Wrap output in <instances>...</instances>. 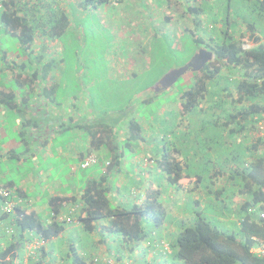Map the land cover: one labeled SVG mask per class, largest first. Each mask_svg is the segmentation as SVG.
Instances as JSON below:
<instances>
[{
  "label": "trees",
  "instance_id": "1",
  "mask_svg": "<svg viewBox=\"0 0 264 264\" xmlns=\"http://www.w3.org/2000/svg\"><path fill=\"white\" fill-rule=\"evenodd\" d=\"M181 1L186 5L188 19L194 23V30L185 29L180 37L186 41L185 51L190 46L195 51L209 49L214 58L200 72L190 74L187 85L174 100L175 112L168 111L179 120L176 129H171L167 122L164 126L159 124L163 130L161 138L151 142L148 151L156 155L158 183L153 191L143 193L142 203L128 204L127 208L117 209L110 203L113 180L109 182L108 173L119 165L126 150L136 154L139 141L145 140L142 126L133 116L126 124L120 122L119 116H111L112 123L105 120L108 124L98 117L89 122L87 137L91 146L104 150L102 155L113 157L103 159L102 164L109 163L103 175L81 183L77 196L50 198L49 213L43 218L27 207L30 205L25 204L26 195L20 190L9 188L7 196L0 194V264H24L25 246L35 240L42 244L29 253L26 264H53V251L46 244L59 238L70 225L66 219H60L66 205L70 209H64L70 212L68 219L79 224L81 233L90 238L105 232L114 235L122 250L114 256L121 259L123 249L133 253L146 240L147 226L150 232L162 228L167 214L161 210L159 200L169 191H181L185 181L193 182L184 201L189 206V215L178 224L168 244L170 252H163L161 264H264V257L251 251L258 240H264V226L258 218V209L264 205V126L261 131L259 128L264 121V0H226L220 2L217 14L210 11L213 0H202L198 5L191 4V0ZM115 2L85 0L83 3L92 11L98 5L111 6L118 3ZM11 6H14L12 1L2 3L0 39L8 35L26 44L33 39L34 32L27 26V19ZM62 33L51 35L59 37ZM206 36L208 43L204 40ZM156 37L153 33L149 42ZM248 40L256 45L244 49L243 44ZM49 67L43 63L40 73L47 72ZM144 70H148L146 65ZM14 79L16 88L32 87L33 78L25 82L18 75ZM158 79L142 85L145 95H140L141 103L148 104L157 96L159 92L153 93L152 85ZM150 93L153 96L146 98ZM13 98V94L3 96L2 103L8 107ZM116 127L126 136L121 141L115 140ZM206 157L212 164H208ZM190 161L194 163L189 167ZM89 166L83 167L86 168L83 171ZM219 179H223L222 186L213 189L212 183ZM196 188H201L202 205L192 200ZM8 202L12 207L4 210ZM100 241L104 240L100 238ZM70 247V254L66 255L70 264H94L91 256L79 255Z\"/></svg>",
  "mask_w": 264,
  "mask_h": 264
},
{
  "label": "rangeland",
  "instance_id": "2",
  "mask_svg": "<svg viewBox=\"0 0 264 264\" xmlns=\"http://www.w3.org/2000/svg\"><path fill=\"white\" fill-rule=\"evenodd\" d=\"M128 1L123 0L122 4L116 7L109 6L110 10L106 11V16L101 15V13H105V8L101 7V5L97 6L99 9L97 12L89 11L86 16L78 15V19L75 21L77 22L76 25L79 23L82 24L83 33H81V36L83 37V42L77 43L81 46H78L73 41L64 45L61 49H56V51H60L61 59L64 61L61 71L62 80L58 86L59 94L56 97L57 100H60L64 94L66 95V93L70 92L79 93L80 95L83 94L81 101L87 106V110L83 111L84 116L88 115L89 117L90 113H92L93 118L98 119L97 116H99L107 124L108 121L105 120L111 119L113 116L121 117L120 122H124L125 124L133 116L142 126V138L147 141V144H145V141L140 140L138 143L140 149H134L136 153L134 155H142V168L147 167L150 172L148 170H145L146 173L144 171L141 172L140 167L137 166L135 168L133 164H130L131 154L126 150L124 158L126 164L124 168L122 167L123 171L118 179L133 176L135 181L143 180V182L148 181L147 183L152 179V185L150 184L148 186L147 191H140V187L135 186L133 187V191L126 192L127 186L130 183L129 181L128 184L125 183L122 185L123 190L119 191L121 195L116 191L111 192V204L115 200L119 203H124L127 199L126 195L131 200L139 203L143 200V193H151L154 185L158 183L155 181L157 172V168L155 167L156 155L151 156L149 154V146L151 142L155 143L161 138L160 131L162 129H160V125L162 126L163 124L164 126L167 122V125H172L171 129H176L175 124L179 120L176 115H173V113L169 114L168 111L175 112L174 107L177 104L176 102L174 103V100L181 91V88L187 85V79L191 73L184 75L170 88L158 90L157 92L159 93L153 89V84L152 90L153 93H157V96L148 104L140 102V95L143 93L141 91L142 85L149 83L150 79L160 78L169 70L182 67L198 50L195 51L190 46V48L186 47L185 51L186 41L184 38H180L186 32L185 29H189V31L194 30V23L191 21V18L190 20L188 19V14L185 12L186 5H183L181 0L178 2L176 0H148V5H151L153 8L156 5L158 9L154 10L153 14L147 16L145 20H143L144 17L143 19L140 17L142 26H136L138 22L131 21L133 17L127 15L131 14L133 10L120 9ZM200 1L202 2V0H191V4L198 5ZM215 2L214 0L211 2L210 11L213 14L218 13L217 9L220 8V2L223 4L226 3V0H215ZM241 10L238 12L243 14L244 12ZM218 20H221L220 16ZM143 30V34H138L139 31ZM153 33H156L157 37L149 42ZM204 40L207 43L210 41L207 36ZM209 44L212 45V42ZM255 45L254 42L248 40L243 44V48L249 49ZM142 50L145 51L142 52ZM208 51L211 50L208 49ZM144 65L148 69L144 70L147 71L146 73L143 71ZM115 76L116 78H114ZM132 94H136L137 97L132 96ZM150 95L153 96L150 93L146 98L150 97ZM89 121H92V118ZM263 126L264 121L259 126L260 131ZM116 130L118 133L115 139L116 141H121L126 137L123 135L124 132L120 131L118 127H116ZM70 137H72L71 132H62L54 140L57 144L56 149L60 151L57 154H53L52 157H48V161L39 159L40 170L45 171V166L52 167V170H49L48 182L52 179H61L69 174V166L67 164H70V160L67 162L64 158L54 155H65L67 153V144L69 143ZM80 139L85 140V136L80 137L78 140ZM67 154L69 155L70 153L68 152ZM94 155L91 154L89 158L95 161ZM206 158H208V164H212L210 158ZM193 163L192 161L188 162L189 167ZM9 164L11 167L10 176L12 177L24 176L31 167L29 160L24 161L20 166L16 164L15 160H10ZM107 164L109 163H105V166H108ZM194 166L197 165L195 164ZM76 174V177L68 179L66 182L68 186H73L74 189L80 188L81 179L86 174V171L77 170ZM114 181L111 183L112 187ZM222 181L223 179L215 180V183H212V188H220ZM180 188L181 191L178 192L167 191L168 193H165L164 197L159 200L161 210L167 214V218L164 220L165 223L160 232L162 239L155 240L154 236L156 235L151 234L152 232H150L147 226L146 240L139 243L133 253H129L126 249H123L120 264H161L163 262L164 255L156 253L153 250L157 248V251H167L169 249L168 244L171 241L170 234L176 232L178 224L185 222L189 215L187 212L189 206L184 201L186 200V192L189 193L190 189L193 188V182L188 183L185 181ZM191 196L193 201H199V204L202 205L203 196L201 188H196ZM137 197H139V200L136 199ZM112 205L115 206V204ZM229 215L231 214L227 215L230 218ZM149 225L153 229V222H150ZM68 227L69 225H67L65 231L59 238L51 240L46 244V248L53 251L51 254L53 264H70V258H66V255L70 254V246L75 248L77 254L83 256L92 255L106 258L111 255L114 256L117 251L122 252L117 238L114 235L105 232L99 235V237L95 234L90 238L88 235L77 230L67 229ZM163 235L169 238L166 239ZM100 238L104 241L101 242ZM88 240L91 241L88 242ZM27 246L28 251L25 249L24 258L29 257L33 243Z\"/></svg>",
  "mask_w": 264,
  "mask_h": 264
},
{
  "label": "crops",
  "instance_id": "3",
  "mask_svg": "<svg viewBox=\"0 0 264 264\" xmlns=\"http://www.w3.org/2000/svg\"><path fill=\"white\" fill-rule=\"evenodd\" d=\"M9 1L14 4L11 8L16 9L19 16L27 19V26L32 29L34 34L33 39L25 42L26 44L8 35H3L0 39V190L9 188L20 190L26 195L25 204L27 205L28 202L30 205L27 207L35 214L45 218L49 213L47 203L50 198L56 196L66 198L77 196L80 188L74 189L73 186H68L66 182L68 179L77 176V170L83 171L86 169L82 167L83 160L87 159L91 154H95L96 162L89 166L90 169L87 167L89 170H85L86 174L80 182L82 184L94 177L103 175L105 169V165L102 164L103 159H107V157L111 159L113 157V155H109L110 157L102 155L104 152L102 148H96L90 144V139L87 137L89 120L92 118V121H94L95 117L93 118L92 113H90L89 117L88 115H83V111L87 110V106L81 101L83 94L76 93L74 97V94L70 92L66 93V95L64 94L60 100L56 99L59 94L58 86L62 80L61 71L64 64L60 51L58 52L56 49H61L64 45L73 41L78 46H81L79 43L83 42V37L81 36V33H83L82 24L76 25L77 22L75 20L78 19V15L86 16L90 8L87 3H83L85 0ZM147 1L129 0L120 9L133 10L131 14L127 15L133 17L131 21L138 22L136 26H142L140 17L142 19L144 17L143 20H145L147 16L153 14L154 10L158 9L156 5L155 8L148 5ZM122 2L123 0H117L115 2L117 4H113L111 7L121 5ZM109 6L101 5V7L105 8V13H101L102 16L107 15L106 11L110 10ZM98 10L96 8L92 12H97ZM122 15L124 14L122 13ZM60 31L63 33L59 37L51 35V33ZM143 33L144 30L139 31L138 34ZM43 63L44 65L49 64L50 67L47 72L40 73V67ZM18 75L25 82L33 78L32 87H26V85L21 88L14 87V77ZM11 94L14 95L13 102L7 107L2 103L4 102L3 96ZM142 95H145V93L143 92ZM110 122L112 123V120ZM62 132L72 133V137H70L67 144V153L69 152L70 154L54 156L64 158L67 162L70 160V164H67L69 166V174L61 179H52L48 182L49 170L51 171L52 167L45 166V171L40 170L39 159L48 161V157H52L53 154H57L60 151L56 149L57 144L54 140ZM83 136H85V140H78ZM124 158L122 157L119 165H115L111 168V172L108 173L109 182L115 180L111 192L116 191L120 194L119 191L123 190L122 185L128 184L129 181V187L127 186L126 192L133 191L135 186H139L140 191H147L152 179H150L149 183H147L148 181L143 182V180L135 181L133 176L129 174L127 175L130 178L124 179L122 177V179H118L119 175L122 174V167L124 168L126 164ZM141 158L142 155H131L129 163L133 164L135 168L137 166L140 167L141 172L144 171L146 173L148 168H142ZM10 160H15L18 166L29 160L31 167L24 176L12 177L10 176ZM148 171L150 172V170ZM126 198L124 203H119L115 200L112 204H115L117 209H123L127 208L130 202L131 204L142 203L131 200L127 195ZM64 209L70 210L69 206L66 205L63 208L60 219H66L67 223H70L67 229L80 232L79 224L76 221L71 222L69 220L70 212H66ZM160 229L162 228H158L151 233L156 235L154 236L155 240L162 239ZM174 234L175 232L170 234L172 236H170V240L174 238ZM163 237L169 238L164 235ZM27 248L28 246L26 245L25 249ZM153 251L164 255L161 250L157 251V248ZM164 252L169 253L170 251L168 249ZM26 263L27 258H24V264Z\"/></svg>",
  "mask_w": 264,
  "mask_h": 264
},
{
  "label": "water",
  "instance_id": "4",
  "mask_svg": "<svg viewBox=\"0 0 264 264\" xmlns=\"http://www.w3.org/2000/svg\"><path fill=\"white\" fill-rule=\"evenodd\" d=\"M214 56L211 51L204 48L198 49L189 61L180 68L172 69L167 71L162 75L153 85V89L156 90H166L173 86L180 78H182L187 73H198L203 67L213 60Z\"/></svg>",
  "mask_w": 264,
  "mask_h": 264
},
{
  "label": "built area",
  "instance_id": "5",
  "mask_svg": "<svg viewBox=\"0 0 264 264\" xmlns=\"http://www.w3.org/2000/svg\"><path fill=\"white\" fill-rule=\"evenodd\" d=\"M4 1L5 0H0V9L2 8V3ZM95 161L91 160L89 157H87V159H85L83 161L82 167H86L88 165H92V164H94ZM0 194L2 196H7L8 192H6V190L2 189V190H0ZM11 207H12V203L8 202L4 206V210H8ZM258 218H259L261 224L264 226V205L258 209ZM255 240L257 241V239H255ZM41 244H42V241L35 240L33 242V246L31 247V249L37 248ZM251 251H252V253L257 254L258 256L264 257V240H258L257 241V246L254 247ZM31 252H32V250H31ZM91 259L94 262V264H120L121 263V261H120L121 259H118L116 256H112V255L108 256L106 258H101V257H98V256H92L91 255Z\"/></svg>",
  "mask_w": 264,
  "mask_h": 264
}]
</instances>
